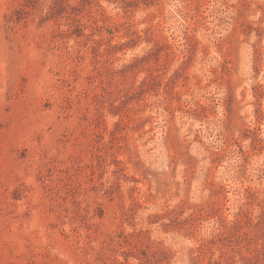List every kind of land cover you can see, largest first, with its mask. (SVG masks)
Masks as SVG:
<instances>
[{"label":"rangeland","instance_id":"374dc122","mask_svg":"<svg viewBox=\"0 0 264 264\" xmlns=\"http://www.w3.org/2000/svg\"><path fill=\"white\" fill-rule=\"evenodd\" d=\"M0 264H264V0H0Z\"/></svg>","mask_w":264,"mask_h":264}]
</instances>
